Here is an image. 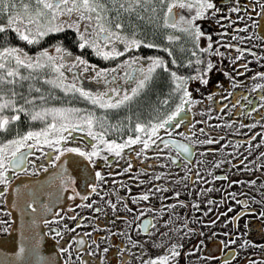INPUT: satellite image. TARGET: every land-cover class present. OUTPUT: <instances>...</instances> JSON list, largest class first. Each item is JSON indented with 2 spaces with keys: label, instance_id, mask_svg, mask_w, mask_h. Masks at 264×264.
<instances>
[{
  "label": "flooded vegetation",
  "instance_id": "obj_1",
  "mask_svg": "<svg viewBox=\"0 0 264 264\" xmlns=\"http://www.w3.org/2000/svg\"><path fill=\"white\" fill-rule=\"evenodd\" d=\"M153 3L155 13L151 11ZM213 3L219 11L196 20L205 33L200 38L201 47L211 44L208 53L194 49L179 28L165 27L166 3L162 7L159 0H151L147 28L135 34L137 39L161 47L141 44L126 54L145 58L141 64L147 63V57L161 56L170 69L184 76L197 71V58L213 62L206 83L188 81L192 98L198 102L190 109L182 108L174 118L180 127L169 122L157 144L142 152V144L121 149L119 155L100 145L101 155L94 162L68 152L52 165L48 160L56 159L55 149L46 145L31 149L32 154L25 155L24 171L10 177L7 190L0 185V229H8L0 231V264H143L145 259L166 251L170 254L173 244L177 255L167 264H264V77L255 76L256 72L264 73V0ZM233 8L239 10L230 11ZM190 14V10L178 6L173 13L177 21L181 15ZM124 34L131 37L133 33L127 29ZM116 46L123 47L119 42ZM69 50L84 56L97 69L112 68L125 58L104 60L90 48L73 46ZM193 50L196 56L191 55ZM173 58L176 65L171 63ZM188 60L193 62L189 65L185 63ZM95 74L94 70H65L69 82L77 76L80 86L93 91L119 87L123 92L131 87L121 79L120 72L112 73L115 79L107 85L102 79H88ZM257 84L261 87H255ZM60 96L65 97L67 106L93 108L78 94ZM164 98L168 100L166 105L161 103ZM178 100V94L171 92L168 73L157 69L131 104L109 110L97 107L95 111L97 115L103 111L109 126H117L115 130L109 127L105 139L120 142L122 137L135 135L138 120L162 118ZM43 126L38 125V129ZM28 129L7 128L3 138L10 139ZM165 131L171 139L188 144L190 151L184 153L159 143L166 138ZM180 132L185 135H177ZM94 142L86 131L73 129L62 143L64 147L90 150ZM60 166L63 175L71 177L67 187H61L58 179L53 181L61 172ZM97 170L101 172L99 180L95 177ZM88 184H95L96 190ZM27 209H38V223L52 250L50 258L42 254L38 261V237L10 236L14 217ZM145 220L149 224L144 225ZM26 242L35 245L26 246ZM20 247L24 251L17 254Z\"/></svg>",
  "mask_w": 264,
  "mask_h": 264
},
{
  "label": "snow or ice",
  "instance_id": "obj_2",
  "mask_svg": "<svg viewBox=\"0 0 264 264\" xmlns=\"http://www.w3.org/2000/svg\"><path fill=\"white\" fill-rule=\"evenodd\" d=\"M150 2L151 0H145L143 5L145 12L149 10L147 5ZM113 3H115V0H113ZM133 3L140 6L141 0H133ZM165 3L166 7H163ZM159 4L163 7V23L165 27L179 28L180 31L190 38L193 48L199 52L208 53L210 51V43L206 47H201L200 45V38L205 33L201 30L200 25L196 23V20L197 18L212 15V13L219 11L215 7L213 0H159ZM35 5L36 7L33 11L28 3H24L22 5L24 15H21L16 11L17 4L15 0H0V16L6 17L5 22L0 23V33H7L11 30L20 41H24L29 45H39L50 34L60 33L67 28L75 31L74 43L77 48H90L94 55L104 60L118 59L121 56H125V58L119 60L112 68L97 69L95 64H90L82 55L72 53L59 40L54 41L48 47L38 48L32 54L25 52L19 45L5 44L4 46H0V85L15 84L21 79H31L30 75H21L19 71L21 67L29 70V73L50 68L52 72L56 73V76H49L47 78L41 76V80L59 88L65 94H78L89 104L93 105V108L90 109L64 105L37 107L34 105L36 97H28L23 103H17V93L15 91H11L9 95L0 87V131H7L8 125L11 122H16L19 119L20 113H23L29 120H40L44 125L39 129L30 128L22 134H16L12 138L0 143V185H3L5 190H7L10 177H14L17 172L24 171L25 154L31 155V149L33 148L46 145L49 148L55 149L53 154L56 159L49 158L48 160V163L52 165H56L57 160L61 158L62 154L68 152L78 153L89 162H94V158L101 155L102 148L100 145H103V149H106L108 152L119 155L121 149L128 148L131 145L142 144V152L145 149H149L151 145L157 144L160 132L170 127L169 122L176 124V127L179 128L180 125L176 123V119L174 118H177L182 108L187 107L190 109L191 105L198 102L192 98L188 81L199 79L201 84L206 83V74L213 66L211 60L205 63L197 58L195 63L198 65V68L191 76L180 75L177 71L170 69L167 61L161 56L147 57V63L141 64L140 60L145 58L126 55L130 49H135L141 44H144L148 48H158L161 45L151 42L146 43L143 40L137 39L135 33L129 37L120 31L123 27L121 23H116L113 28L108 23V11L106 5L101 0H35ZM119 6L121 8L124 7L123 4ZM177 6L180 9L190 10L191 14L188 16L181 15L177 21L173 15ZM131 7L132 4H129V8ZM238 10L237 8L230 9V11ZM151 11L152 13L156 11L154 3L152 4ZM140 18L143 17L141 16ZM81 23L84 24L83 31L80 28ZM4 39L7 40V36H4ZM166 39L174 40L178 39V37H166ZM117 42L122 44L123 47L117 48ZM163 51L172 56L168 48H164ZM191 55L196 56V51L193 50ZM192 62L191 60L185 61L189 65ZM171 63L176 65L178 62L173 58ZM9 64H14V67L9 66ZM202 64L203 67L200 68L199 66ZM157 69H162L165 73H168L171 92L178 94L179 100L173 109L164 114L162 118L153 117L146 122L138 120L135 123V135L129 134L126 137H122L120 142L105 139L109 127L115 130L117 126L114 124L109 126V122L103 111H101L100 115H97L95 108L109 110L131 104L141 90L145 89ZM65 70L69 72L94 70L95 76H89L88 79H102L105 85L110 80L115 79L112 73L120 72L121 79L128 81L131 87L125 88L123 92L120 91L119 87H106L103 91H93L80 86L77 82V76H73L71 82H69L65 76ZM224 75L227 76L228 73L225 72ZM255 76L264 77V73L256 72ZM29 87L31 88L32 86L30 85ZM255 87H261V85L257 84ZM36 91H40V89L37 88ZM38 99L43 102L44 97L41 96ZM261 100H264V96L261 97ZM161 103L166 105L168 103L167 98L161 100ZM259 106L257 105V107ZM5 110H10L12 115L3 114ZM188 127L191 128V125H188ZM73 129L86 131L93 138L95 142L91 144L90 150H85L81 147L63 146L62 142L69 138L70 130ZM128 130L130 133L132 132L131 127ZM164 135L166 138L159 140V143L165 146H175L178 151L184 153L190 151L188 144L171 139V134L167 131L164 132ZM177 135L184 136L185 133L180 132ZM29 140L32 143H28ZM156 154L159 155L160 153L156 152ZM137 155H140V153L138 152ZM40 167L43 168L44 165H40ZM60 167L61 172L53 177V181L58 179L61 187H67L71 177L64 176L63 168L62 166ZM28 171L30 172L32 169H28ZM95 177L97 180L101 178L99 170L95 171ZM249 183L253 182L249 181ZM87 187L93 191L96 190L95 184H88ZM76 194L79 195V193ZM142 196L144 199H147L146 194H142ZM28 207L32 208V203H29ZM261 215L264 216V212ZM54 219L60 218L55 217ZM81 219L83 218L81 217ZM164 223L167 224V221ZM143 224L147 225L149 221L145 220ZM137 227H141V225H137ZM0 231H8V229L2 228ZM171 248L170 254L166 251L164 255L145 259L143 264H167V261L171 257L177 255L175 251L176 245H171ZM60 250L65 251L63 248ZM23 251L24 248L20 247L17 249V254ZM101 260H103V257H101Z\"/></svg>",
  "mask_w": 264,
  "mask_h": 264
},
{
  "label": "rangeland",
  "instance_id": "obj_3",
  "mask_svg": "<svg viewBox=\"0 0 264 264\" xmlns=\"http://www.w3.org/2000/svg\"><path fill=\"white\" fill-rule=\"evenodd\" d=\"M102 3L106 5V9L108 11L109 20L108 23L114 28L116 23H121L123 25L122 29L120 30L122 33L125 31L131 30V33L139 32L141 30H146L148 24V11H144V3L145 0H141L140 6L133 3V0H101ZM17 4L16 11L24 15V10L22 5L24 3H28L31 6V10L34 11L36 5L35 0H15ZM123 4L124 7L121 8L119 5ZM129 4H132V7L129 8ZM95 15V14H93ZM143 18H140V17ZM6 17L0 16V23L5 22ZM9 66L14 67V64H9ZM50 68H44L42 70L31 71L24 69L21 67L19 69L22 76L30 75L31 79H21L18 80L15 84H3L0 85L4 89L6 93L10 95L11 91H15L17 93L16 102L23 103L24 100L28 97H36L37 99L34 100V105L39 106H48V105H64L67 106V102L65 97L60 95H65L63 91L59 88L54 87L53 85L45 83L43 80L40 79L41 76L49 77L52 76L50 73ZM32 86L31 88L29 86ZM40 89V91H36V89ZM55 95L59 98L55 99ZM43 96V102L38 99L39 97ZM30 107V106H29ZM5 115L11 116L12 113L10 110H5L3 113ZM42 122L40 120H29L23 113L19 114V119L16 122H11L8 125V129L10 130H19V128H31L32 126L38 129V125H41ZM6 139V133L4 131H0V141L3 142L4 138Z\"/></svg>",
  "mask_w": 264,
  "mask_h": 264
},
{
  "label": "water",
  "instance_id": "obj_4",
  "mask_svg": "<svg viewBox=\"0 0 264 264\" xmlns=\"http://www.w3.org/2000/svg\"><path fill=\"white\" fill-rule=\"evenodd\" d=\"M26 155V154H25ZM57 173V171H56ZM19 211V210H18ZM25 221H32L35 224L32 225H26L24 224ZM14 224L12 227V230L10 231L11 234L10 236L12 237H21V236H26V237H38V261H40L43 256L44 257H51L52 250L50 247V244L46 239L44 238V234L41 228V222L40 224L38 223V209L34 212H31L30 210L28 211H19L16 219L14 217ZM12 244V243H11ZM26 246H33L35 243H23ZM34 251V253L36 252ZM43 254V256H42Z\"/></svg>",
  "mask_w": 264,
  "mask_h": 264
},
{
  "label": "trees",
  "instance_id": "obj_5",
  "mask_svg": "<svg viewBox=\"0 0 264 264\" xmlns=\"http://www.w3.org/2000/svg\"><path fill=\"white\" fill-rule=\"evenodd\" d=\"M80 28L82 31L84 30L83 23H81ZM4 36H7V40L4 39ZM56 40L62 41L64 46L67 47L68 49L72 48L73 46H76L74 43L75 31L66 28L64 31L60 33L50 34L48 37L42 40L39 45H35V44L29 45L24 41H20L16 37L15 33H13L11 30H9L7 33H0V46H4L5 44L19 45V47L23 48L25 52L29 54L35 53L38 50V48L48 47L49 45H52L53 42Z\"/></svg>",
  "mask_w": 264,
  "mask_h": 264
}]
</instances>
